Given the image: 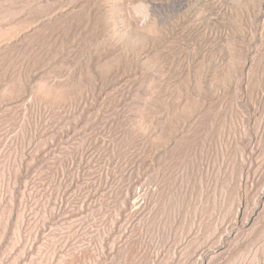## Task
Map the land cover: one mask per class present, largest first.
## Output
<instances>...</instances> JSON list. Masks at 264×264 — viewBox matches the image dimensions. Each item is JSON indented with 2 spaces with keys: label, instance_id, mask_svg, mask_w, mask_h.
Returning a JSON list of instances; mask_svg holds the SVG:
<instances>
[{
  "label": "rangeland",
  "instance_id": "1",
  "mask_svg": "<svg viewBox=\"0 0 264 264\" xmlns=\"http://www.w3.org/2000/svg\"><path fill=\"white\" fill-rule=\"evenodd\" d=\"M0 264H264V0H0Z\"/></svg>",
  "mask_w": 264,
  "mask_h": 264
}]
</instances>
